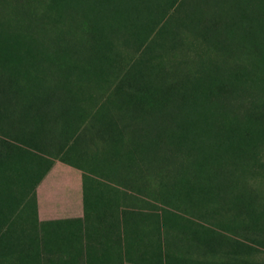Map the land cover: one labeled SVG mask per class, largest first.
<instances>
[{
  "label": "rangeland",
  "instance_id": "374dc122",
  "mask_svg": "<svg viewBox=\"0 0 264 264\" xmlns=\"http://www.w3.org/2000/svg\"><path fill=\"white\" fill-rule=\"evenodd\" d=\"M0 264H264V0H0Z\"/></svg>",
  "mask_w": 264,
  "mask_h": 264
},
{
  "label": "crops",
  "instance_id": "0c3cea01",
  "mask_svg": "<svg viewBox=\"0 0 264 264\" xmlns=\"http://www.w3.org/2000/svg\"><path fill=\"white\" fill-rule=\"evenodd\" d=\"M81 263V262H80Z\"/></svg>",
  "mask_w": 264,
  "mask_h": 264
}]
</instances>
